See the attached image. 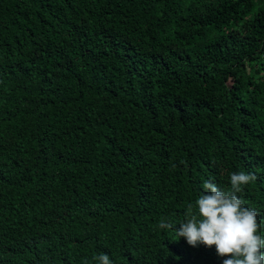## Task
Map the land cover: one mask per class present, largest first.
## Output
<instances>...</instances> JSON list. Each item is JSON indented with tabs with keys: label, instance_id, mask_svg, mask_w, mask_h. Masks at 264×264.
I'll return each mask as SVG.
<instances>
[{
	"label": "trees",
	"instance_id": "obj_1",
	"mask_svg": "<svg viewBox=\"0 0 264 264\" xmlns=\"http://www.w3.org/2000/svg\"><path fill=\"white\" fill-rule=\"evenodd\" d=\"M235 172L264 238V0H0V264H223Z\"/></svg>",
	"mask_w": 264,
	"mask_h": 264
},
{
	"label": "clouds",
	"instance_id": "obj_2",
	"mask_svg": "<svg viewBox=\"0 0 264 264\" xmlns=\"http://www.w3.org/2000/svg\"><path fill=\"white\" fill-rule=\"evenodd\" d=\"M251 173L235 172L230 175V188L220 190L211 181H205L203 192L195 201L188 204L185 220L175 230L170 220H161L160 229L175 232L190 246H215L219 257H227L223 264H264V238L258 235V213L242 205L237 195L242 186L256 180ZM99 264H112L107 254L94 257Z\"/></svg>",
	"mask_w": 264,
	"mask_h": 264
}]
</instances>
